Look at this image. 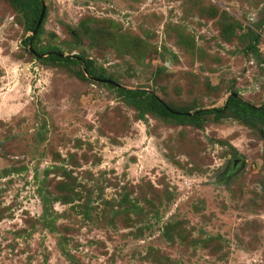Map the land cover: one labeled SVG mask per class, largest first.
I'll list each match as a JSON object with an SVG mask.
<instances>
[{
    "label": "rangeland",
    "instance_id": "374dc122",
    "mask_svg": "<svg viewBox=\"0 0 264 264\" xmlns=\"http://www.w3.org/2000/svg\"><path fill=\"white\" fill-rule=\"evenodd\" d=\"M24 1L0 0V264H264V123L116 88L264 105V0H41L36 48L88 73L21 44Z\"/></svg>",
    "mask_w": 264,
    "mask_h": 264
},
{
    "label": "trees",
    "instance_id": "16d2710c",
    "mask_svg": "<svg viewBox=\"0 0 264 264\" xmlns=\"http://www.w3.org/2000/svg\"><path fill=\"white\" fill-rule=\"evenodd\" d=\"M22 5V6H21ZM20 6L32 13L25 30L30 32L29 35H26L21 39V44L26 47L31 48V53L36 57L44 55V58L52 62H74L73 58L82 62V65L85 71H90L91 61L90 59L83 57H76L74 55H64L60 56L61 51L56 46H47L45 48L37 49L35 43L40 35L41 31V22L36 27V20L40 10V0H25ZM253 41H256V34L253 35ZM96 79L104 80L106 79L102 75H96ZM125 97L132 100L133 98L143 97V101L147 108L151 111L158 112L165 116L175 118L177 120H190L198 121L202 117L210 115L213 119L218 120L228 116L237 117L241 120H249V118H258L264 123V105L254 106L248 102H245L238 98L234 93H231L227 96L222 106L219 107H210V108H200L192 112H187L183 110H174L168 107L164 102L158 100L155 95L148 93L143 89H126L123 87H116ZM172 111H169L168 109Z\"/></svg>",
    "mask_w": 264,
    "mask_h": 264
},
{
    "label": "water",
    "instance_id": "95a60500",
    "mask_svg": "<svg viewBox=\"0 0 264 264\" xmlns=\"http://www.w3.org/2000/svg\"><path fill=\"white\" fill-rule=\"evenodd\" d=\"M43 15H44V4H43V2L40 0V10H39V14H38V17H37V20H36V25H35L36 27L40 24ZM60 56H64V55H63V54H60ZM84 72L86 73L85 69H84ZM98 80L103 81V82H107V83H110V84H113V85H115V86H119L118 84H116V83H114L113 81L108 80V79H104V80L98 79ZM155 97H156V96H155ZM156 98H157V97H156ZM157 99L160 100L159 98H157ZM166 109H168L169 111H172L171 109H169V108H167V107H166ZM235 161H236V160H234L233 163H234Z\"/></svg>",
    "mask_w": 264,
    "mask_h": 264
},
{
    "label": "flooded vegetation",
    "instance_id": "af4514ba",
    "mask_svg": "<svg viewBox=\"0 0 264 264\" xmlns=\"http://www.w3.org/2000/svg\"><path fill=\"white\" fill-rule=\"evenodd\" d=\"M234 164H235V162H234V163H232V165H231V169L234 167Z\"/></svg>",
    "mask_w": 264,
    "mask_h": 264
}]
</instances>
